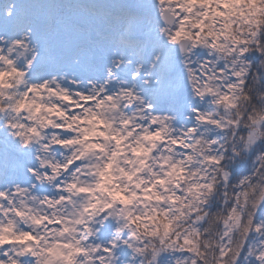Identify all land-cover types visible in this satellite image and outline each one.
Instances as JSON below:
<instances>
[{
	"label": "clouds",
	"instance_id": "clouds-1",
	"mask_svg": "<svg viewBox=\"0 0 264 264\" xmlns=\"http://www.w3.org/2000/svg\"><path fill=\"white\" fill-rule=\"evenodd\" d=\"M3 22L0 264H264V0Z\"/></svg>",
	"mask_w": 264,
	"mask_h": 264
},
{
	"label": "trees",
	"instance_id": "trees-1",
	"mask_svg": "<svg viewBox=\"0 0 264 264\" xmlns=\"http://www.w3.org/2000/svg\"><path fill=\"white\" fill-rule=\"evenodd\" d=\"M7 6V0H0V24H2L0 27L4 25L3 22V8Z\"/></svg>",
	"mask_w": 264,
	"mask_h": 264
},
{
	"label": "snow or ice",
	"instance_id": "snow-or-ice-1",
	"mask_svg": "<svg viewBox=\"0 0 264 264\" xmlns=\"http://www.w3.org/2000/svg\"><path fill=\"white\" fill-rule=\"evenodd\" d=\"M132 25H133V22L130 20V22H129L130 29H131ZM121 40H122V43L130 42L129 37H125V36H122Z\"/></svg>",
	"mask_w": 264,
	"mask_h": 264
},
{
	"label": "rangeland",
	"instance_id": "rangeland-1",
	"mask_svg": "<svg viewBox=\"0 0 264 264\" xmlns=\"http://www.w3.org/2000/svg\"><path fill=\"white\" fill-rule=\"evenodd\" d=\"M128 2H130V3H134L135 0H129ZM2 24H3V23H2ZM2 24H0V26H1ZM4 27H5V24H4L2 27H0V29H3ZM9 27H10V25H9ZM0 34H3V33L0 32Z\"/></svg>",
	"mask_w": 264,
	"mask_h": 264
}]
</instances>
